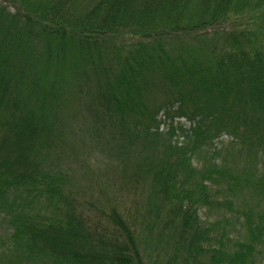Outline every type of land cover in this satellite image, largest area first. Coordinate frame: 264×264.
Masks as SVG:
<instances>
[{"label":"trees","instance_id":"16d2710c","mask_svg":"<svg viewBox=\"0 0 264 264\" xmlns=\"http://www.w3.org/2000/svg\"><path fill=\"white\" fill-rule=\"evenodd\" d=\"M228 114L261 138L264 0H0L8 252L42 264H264L263 229L236 225L234 166L216 144L208 166L192 163ZM63 148L68 166L83 151L88 163H49ZM74 175L95 199L71 189Z\"/></svg>","mask_w":264,"mask_h":264},{"label":"rangeland","instance_id":"374dc122","mask_svg":"<svg viewBox=\"0 0 264 264\" xmlns=\"http://www.w3.org/2000/svg\"><path fill=\"white\" fill-rule=\"evenodd\" d=\"M202 55H206V59L209 58V55L205 52H200V57H202ZM148 98L151 102H149L150 105H156L162 100V96L159 94L149 95ZM74 106L75 103L70 100L68 110L73 111ZM188 112H191L189 106ZM75 115L78 114L76 113ZM217 122L221 124L220 127L218 129H209L210 141L207 145H204L198 153H195L194 159L192 158V163L198 168L206 167L211 163V147L213 144H216L217 148L221 149L218 155L219 161L233 165L234 171L232 172L239 177L237 188L234 190L236 200L234 212H238L241 218L239 219V223H237L238 221L235 223H237L236 225L244 224L246 217H248V219L250 218L255 225L263 229L262 239H264V132L260 131L262 132L260 139H257V137L253 135H247L248 131L245 130L243 125L237 124L233 114H228L223 122H221L220 119H218ZM242 137H245L251 146L245 142L240 143V145L236 143L230 144L233 141L242 140ZM78 139V144L85 146L84 141L80 138ZM221 139L223 141L225 140L224 143L218 142V140ZM62 150V157L58 159L53 156L49 160V163L56 162L61 165L63 170L83 167L88 163L84 160L85 158H83V156L88 154L83 151V155L78 157L76 164L68 166L67 162L71 159V153L68 154L67 149L64 150L63 148ZM77 163L82 164L78 166ZM198 163H200L199 166ZM76 178V175H74L71 182V189L74 191H84V195L80 197V199H95L97 194L93 193L91 184L88 183L86 186H82L81 179L76 181ZM243 179H248V183L246 184ZM90 180L93 181L96 187L100 188L101 191L107 188L105 184L107 178L104 179L97 170L92 172V178ZM261 182L263 187L261 186ZM7 201L11 203L12 196L4 199L5 207L7 206ZM0 207L2 210L4 209L3 211L7 210L2 206ZM0 223L2 224V221ZM3 227L2 224L0 227V264H42L39 259L26 255H15L8 252L6 233ZM240 231H242L241 236L244 238L243 240H245V226H242Z\"/></svg>","mask_w":264,"mask_h":264}]
</instances>
